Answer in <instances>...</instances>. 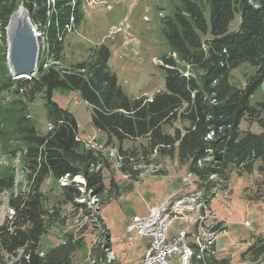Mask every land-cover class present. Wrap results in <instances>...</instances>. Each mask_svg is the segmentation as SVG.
Masks as SVG:
<instances>
[{
    "label": "trees",
    "instance_id": "obj_1",
    "mask_svg": "<svg viewBox=\"0 0 264 264\" xmlns=\"http://www.w3.org/2000/svg\"><path fill=\"white\" fill-rule=\"evenodd\" d=\"M20 2L37 30H46L49 53L58 59L67 35L83 20L85 0H0L3 39L8 17ZM235 15L239 16L238 28L231 30ZM161 24L169 46L161 64L164 88L148 100L124 92L109 65L111 50L105 44L68 68L44 69L40 64L34 76L18 81L9 73L6 55L0 51V102L6 95L14 97L4 114L0 109V150L6 155L22 151L25 173V188L14 194L15 169L11 165L0 168V195L10 192L8 205L13 210L11 218L0 224V252L14 255L13 264H73L72 240L45 251L40 247L46 220L54 217L44 207L41 190L48 177L59 180L68 176L69 184L62 189L69 202L76 203L88 191L97 196L104 192L98 167L105 155L83 146L74 116L51 99L54 88L80 92L92 107V125L107 134V143H118L127 163L131 157L121 147L125 140L145 141L143 155H172L176 150L179 162L188 164V172L195 176L197 188L204 189L208 203L209 192L227 187L231 172L242 175L256 167L262 178L250 199L264 201V99L254 105L249 101L264 77V0H181L171 15L161 18ZM241 62L251 63L255 74L244 86H237L229 82L228 75ZM38 95L46 99L49 122L54 124L43 134L24 113L27 103ZM7 116L8 125L13 126L10 131L4 128ZM243 120L257 123L261 131L242 130ZM175 122L181 127L164 130ZM11 135H16L21 147H8ZM122 170L134 173L131 164H124ZM75 176L82 180L73 181ZM213 250L212 245L197 250L192 264H228L226 259L215 258ZM241 256L263 262L264 237H256ZM96 259L93 264H98ZM0 260L4 264L1 255Z\"/></svg>",
    "mask_w": 264,
    "mask_h": 264
},
{
    "label": "rangeland",
    "instance_id": "obj_2",
    "mask_svg": "<svg viewBox=\"0 0 264 264\" xmlns=\"http://www.w3.org/2000/svg\"><path fill=\"white\" fill-rule=\"evenodd\" d=\"M180 2L181 0H85L83 20L75 32L67 35L64 49L58 59H54L49 53L46 30L41 31L38 27L40 51L38 66L42 64L44 69L68 68L88 59L93 48L105 44L111 50L110 67L117 75L125 93L130 96L140 93L139 96H144L148 100L159 89L164 88V70L161 64L162 57L169 53V46L162 31L161 18L171 15ZM238 24L239 16L235 15L229 28L235 30ZM113 27L121 29L109 37L108 31ZM2 35L0 30V51L6 55V39H3ZM254 74L255 70L251 63L241 62L230 71L228 78L229 82L244 86L247 79ZM13 79L18 81L20 78ZM12 98H14L12 95H6L0 102L2 114ZM51 99L74 116L78 126L77 133L82 139L83 146L90 148L85 145L89 142L94 151L105 155V159L98 167L102 174L104 192L102 196H97L95 192L88 191L76 199V203L69 202L65 200L61 181L48 177L41 190L44 207L53 212L54 217H48L46 220L47 231L41 239V249L45 251L70 239L75 245L73 264H93L96 257L98 264H139L147 238L127 231V225L133 216H144L151 206L161 201L165 193L173 191L172 193L177 194L184 188L183 176L190 173L183 165L181 167L175 165L171 155L163 156L157 152L143 155L145 141L141 140L123 142L122 150L129 153L127 158L131 157L128 162L132 165L134 173L123 171L122 166L130 164L120 154L118 143L116 141L107 143V134L92 125V107L83 100L80 92L76 89L54 88ZM263 99L264 77L254 89L249 101L254 105ZM24 113L31 117L38 133L47 132L51 122L47 112V101L43 95H38L32 102L27 103ZM7 117L4 128L10 131L13 126H9L10 118ZM175 126L181 127V124L175 122L173 126H164V130L172 132ZM240 128L249 129L254 133L261 131L257 123L249 124L244 120L241 121ZM92 140L102 145H93ZM11 146L17 148L22 146L16 140V135H11L8 147L11 149ZM131 151L134 152L133 158L130 155ZM111 152L117 157L121 156L122 161L118 162L116 158L108 157ZM21 154L22 151L18 149L11 155H6L0 150V168L11 165L15 169L14 194L25 188ZM191 175L195 178L193 174ZM134 176L136 179H133ZM75 178L77 181L82 180L79 176ZM261 178L256 167L251 173L242 175L231 172L227 187H214L209 192L212 194L211 203L210 200L209 203L206 200L205 204L208 205L195 206V209L184 216L183 220L190 223L176 220L170 230L179 229L182 225L189 234L190 224L193 226L200 217V223L210 225L202 226L201 237L209 239L208 242L203 239V243L213 246L216 240L220 260L226 259L228 264H264V261L257 263L241 256L256 237H264V201L250 199ZM137 179L141 180L133 182L134 186L130 187L131 181ZM129 180L131 181L128 182ZM199 190L205 193L203 188ZM81 192H84L83 189ZM9 193L4 191L0 195V224L13 214L8 205ZM197 202L198 200H195L193 205ZM204 214L207 215L203 216ZM218 218L226 220L227 230L213 235L216 226L221 228ZM129 235L133 237L130 241L126 239ZM189 237L191 238V235ZM190 238L189 244L193 239ZM0 255L4 264H13L16 259L14 255L2 252Z\"/></svg>",
    "mask_w": 264,
    "mask_h": 264
},
{
    "label": "built area",
    "instance_id": "obj_3",
    "mask_svg": "<svg viewBox=\"0 0 264 264\" xmlns=\"http://www.w3.org/2000/svg\"><path fill=\"white\" fill-rule=\"evenodd\" d=\"M99 1V0H95ZM120 27H113L108 31V36L112 37L116 32L120 31ZM159 91V90H158ZM54 128V124L51 122L48 125V130ZM93 145H102L97 144L92 140ZM108 157L116 158L117 155L110 154ZM183 186H186L192 181H187L186 177L183 176ZM194 195H188L183 199H176L175 192L170 194L168 197L163 199L157 205H153L149 208L148 214L144 216H133L130 220L127 230L131 233H135L141 237H148L149 242L144 250L143 257L140 261V264H187V252L188 250L184 246V229H181L175 236L168 238L167 232L170 225L175 220H182L186 211H188L193 205ZM174 204H182L181 212H174ZM164 205H172V213L163 217L161 222H152V213L159 207ZM212 215H214L212 213ZM220 224H225L226 220L218 218ZM248 224V223H246ZM195 230L199 229V232L196 231L195 237L197 240L201 239L202 226H210L208 224L200 223V217L196 220ZM198 228V229H197ZM42 254V253H41ZM174 257H177L176 260H173Z\"/></svg>",
    "mask_w": 264,
    "mask_h": 264
},
{
    "label": "water",
    "instance_id": "obj_4",
    "mask_svg": "<svg viewBox=\"0 0 264 264\" xmlns=\"http://www.w3.org/2000/svg\"><path fill=\"white\" fill-rule=\"evenodd\" d=\"M6 65L12 77L30 78L38 70L39 41L29 11L20 2L5 27Z\"/></svg>",
    "mask_w": 264,
    "mask_h": 264
},
{
    "label": "bare ground",
    "instance_id": "obj_5",
    "mask_svg": "<svg viewBox=\"0 0 264 264\" xmlns=\"http://www.w3.org/2000/svg\"><path fill=\"white\" fill-rule=\"evenodd\" d=\"M35 30L38 32L36 26H35ZM38 35H39V32H38ZM39 53H40V51H39ZM80 140H82V139L80 138ZM85 145L90 147L91 149H93L92 144H90L89 142H86ZM97 149L98 148H96V150ZM110 154H112V152ZM117 160L119 162L121 160V156L118 155ZM185 177L188 181H192V183H190L186 186H183L184 188L179 190V192H177V194H175L176 199H183V198L187 197L188 195H194L193 204L195 203V200H198L196 205H192L191 208L188 211H186V214H187L190 210L195 209V206H201L202 204H205L206 199L204 198L203 192L197 188L196 179L193 178L191 173L187 174ZM59 180L62 183L61 185H66V184H68L69 178L67 175H65V176L61 177ZM75 180H76V178H73V181H75ZM193 186H194V188H193ZM205 205H208V204H205ZM181 211H182V204H174V212H181ZM171 213H172V205H164L163 207H159L158 209H156L152 213V222H161L163 220V217H165L166 215H170ZM206 215L207 214H204L203 216H206ZM220 226H221V228L217 227L216 229H214L213 235H215L216 233L219 234L220 230L222 232L224 231L225 226L223 224H221ZM184 233H185L184 246L188 250V252H187V264H192V259H193V256L195 255L196 251L199 250L200 252H202L203 250H205L209 247L207 244L203 243V239L206 240L207 242L209 241V239H205V238L201 237L200 240H197L195 235H194L193 239L191 241V243L193 245H190L191 243L189 244V234L185 230H184ZM210 234H212V233H210Z\"/></svg>",
    "mask_w": 264,
    "mask_h": 264
},
{
    "label": "crops",
    "instance_id": "obj_6",
    "mask_svg": "<svg viewBox=\"0 0 264 264\" xmlns=\"http://www.w3.org/2000/svg\"><path fill=\"white\" fill-rule=\"evenodd\" d=\"M110 65V64H109ZM125 92V91H124ZM140 95V93L138 94V95H135V96H130V97H138ZM77 136H79V134L77 133ZM79 138H80V136H79ZM124 142V141H123ZM123 142L121 143V146H122V144H123ZM117 147H118V145H117ZM161 155V154H160ZM163 156H167V155H163ZM168 156H170V155H168ZM171 156H173V161H174V164L176 165H178V166H184L185 167V169H186V171L188 170V164H182V163H180L179 162V160H178V157H177V152H176V150L174 151V153L171 155ZM164 161H165V157H163L162 158ZM165 170H167V167L165 168ZM167 174V172H164V174ZM165 174V175H166ZM163 176V175H162ZM133 179H136V177H134ZM139 180H141V179H137L136 181H131V180H129L128 182H130L131 181V186L130 187H133L134 186V184H133V182L135 183V182H138ZM172 192L173 191H171L170 193H165V196L161 199V201L163 200V199H165L166 197H168L170 194H172ZM211 200H212V198H211ZM211 200H210V203H211ZM160 201V202H161ZM148 212H149V210H147L146 211V213H145V215L146 214H148ZM176 221V220H175ZM181 220H179V222H180ZM183 221H185V222H189V221H187V220H183ZM190 223V222H189ZM189 223L187 224L188 225V227H189ZM173 224V223H172ZM171 224V225H172ZM171 225H170V227H171ZM128 226V225H127ZM170 227H169V229H168V232H167V237L168 238H171V237H173V236H175L181 229H186V228H184V227H182V225L180 226L181 228H179V229H176V230H170ZM190 229H188L189 230V236L191 235V238H193V236L195 235L194 233L196 232V231H198L199 232V229L198 230H195L196 229V226H192L191 224H190ZM226 226H225V229H224V231L223 232H226ZM128 231V230H127ZM144 237H146V236H144ZM132 236H127V240L128 241H130V240H132ZM147 238V241H146V243H145V245H144V248H143V251H142V254H141V256H140V261H141V259H142V257H143V254H144V250H145V248H146V246H147V244H148V242H149V238L148 237H146ZM190 238V237H189ZM191 238H190V240H191ZM213 247H214V255H216L215 256V258H217L218 260H220V258H219V255L217 254V248H216V240H215V244L213 245ZM176 259H177V257H175ZM176 259H174L173 258V260H176ZM140 261H139V264H140Z\"/></svg>",
    "mask_w": 264,
    "mask_h": 264
}]
</instances>
